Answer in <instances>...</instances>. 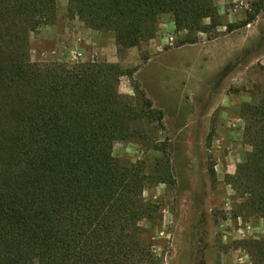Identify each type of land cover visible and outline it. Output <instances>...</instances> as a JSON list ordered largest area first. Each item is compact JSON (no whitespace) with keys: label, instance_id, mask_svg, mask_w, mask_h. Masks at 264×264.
Masks as SVG:
<instances>
[{"label":"trees","instance_id":"obj_1","mask_svg":"<svg viewBox=\"0 0 264 264\" xmlns=\"http://www.w3.org/2000/svg\"><path fill=\"white\" fill-rule=\"evenodd\" d=\"M163 15L190 43L222 26L213 0H67L66 9L114 33L120 56L154 37ZM57 20L58 0H0V264H161L143 227L159 208L143 194L174 183L168 147L156 148L152 173L123 165L113 147L144 137L140 122L162 128L164 113L134 79L138 69L32 61L31 35ZM125 76L135 96L120 91ZM242 115L252 151L229 179L239 212L264 226V98ZM252 249L253 264H264V240Z\"/></svg>","mask_w":264,"mask_h":264},{"label":"rangeland","instance_id":"obj_2","mask_svg":"<svg viewBox=\"0 0 264 264\" xmlns=\"http://www.w3.org/2000/svg\"><path fill=\"white\" fill-rule=\"evenodd\" d=\"M213 4L222 26L198 33L197 43L176 29L171 15H163L154 37L120 56L114 33H91L78 19H67V0H58L56 25L30 38L34 62L96 61L138 69L134 79L164 113L162 128L140 122L144 137L113 147L120 163L143 162L150 173L163 158L156 148L168 147L174 183L150 186L143 194L159 208L156 220L143 227L161 264H253L252 243L264 240L262 220L239 212L243 199L229 179L252 151L244 137L243 107L264 98V18L257 38L246 29L264 2ZM120 91L135 96L129 76L121 79Z\"/></svg>","mask_w":264,"mask_h":264},{"label":"crops","instance_id":"obj_3","mask_svg":"<svg viewBox=\"0 0 264 264\" xmlns=\"http://www.w3.org/2000/svg\"><path fill=\"white\" fill-rule=\"evenodd\" d=\"M263 2H264V0H263ZM263 14H264V10L262 11V13H260L259 15H258V17H257V20L253 23V24H247L246 25V29L248 28V29H252V32H253V37L254 38H257L258 37V35L259 34H257V29H258V25H259V21H261V20H263ZM231 17V16H230ZM229 17V18H230ZM91 33H94V32H91ZM98 34V33H97ZM106 34H108V36H110V38L112 39V40H114V38H113V34L112 33H106ZM99 36H101V35H99ZM246 41H248L247 40V38H246V40H245V38H244V40H242L241 41V43H240V45L242 46V47H244L245 45H246ZM30 44H32L33 45V43H32V41L30 42ZM101 50H103L102 48H101ZM111 62H113L114 60H110Z\"/></svg>","mask_w":264,"mask_h":264}]
</instances>
